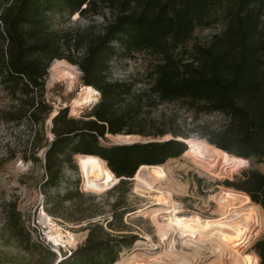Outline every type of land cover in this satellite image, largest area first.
<instances>
[{
    "label": "trees",
    "instance_id": "1",
    "mask_svg": "<svg viewBox=\"0 0 264 264\" xmlns=\"http://www.w3.org/2000/svg\"><path fill=\"white\" fill-rule=\"evenodd\" d=\"M53 13L68 20L79 15L87 23L56 29ZM219 22L222 31L207 44L190 43L197 28ZM142 51L157 57L149 92L159 102L182 100L189 110L218 113L224 117L223 127L208 132L203 127L201 138L178 139L173 131L172 138L162 141L101 144L107 132L146 134L143 128L134 129L139 122L131 115V107L112 111L135 95L134 83L108 78L113 58L121 54L131 58ZM56 60L77 65L84 85L96 87L101 99L87 119L69 117L68 107L59 110L52 117L53 137L48 141L46 122L54 108L46 97V77ZM0 85L10 98L1 117L17 124L29 122L39 133L41 139L33 145L35 160L46 147L45 187L59 185L64 165L78 168L74 156L90 162V186L102 182L109 187L117 180L121 184L135 177L143 165L184 155L189 150L187 140H205L236 161L262 163L264 0H7L0 9ZM240 175L224 180L223 185L264 205V172L248 169ZM65 198L71 200L72 193ZM44 210L55 219V209ZM129 212L125 207L107 225L85 220L89 232L84 243L61 255L57 264H115L122 249L137 237L115 235L108 228L115 229L117 217L121 221ZM118 228L123 230L125 225Z\"/></svg>",
    "mask_w": 264,
    "mask_h": 264
},
{
    "label": "rangeland",
    "instance_id": "2",
    "mask_svg": "<svg viewBox=\"0 0 264 264\" xmlns=\"http://www.w3.org/2000/svg\"><path fill=\"white\" fill-rule=\"evenodd\" d=\"M6 2L7 0H0V9ZM52 21L56 29H64L69 25L83 26L87 23V20L79 15H74L71 20H68L62 19L58 13L52 14ZM222 29L221 22L209 27L197 28L190 43L199 42L205 45L214 35L220 34ZM156 60L157 57L153 54L142 51L131 58L122 54L118 55L110 62L108 76L110 81L123 80L134 83L135 95L113 106L112 111L120 112L131 107V115L139 122L134 124V129L143 128L146 132V134H133L138 137L136 141L170 139L173 131L178 132L180 137L178 139L201 138L200 133L203 127L207 129V132L219 131L223 127L224 117L218 113L189 110L182 100L172 103L159 102L149 92L152 83L150 73ZM74 66L77 69L78 78L72 88H69L66 80L54 79L53 73L48 69L46 97L54 110L65 108L63 103H70L76 97L80 87L84 85L83 72L77 65L74 64ZM100 99L101 93L93 102L83 106L77 115L72 114L71 108L67 106L68 116L76 119L89 118L91 109ZM8 105H10V98L0 85V264H55L61 255L68 253L69 249H76L84 243L89 232L85 220L93 218V221H101L107 225L103 219L112 215L115 217L116 214L120 215L125 207L131 212L124 214L121 221L117 217L115 229L108 228L115 235L121 233L137 237L130 247L122 249V255L133 250L139 243H146L148 245L146 249L158 247L161 250L165 240L152 220L153 214H137L134 213L135 211L146 206H155L156 198L170 196L173 203H180V206L182 204L183 212H185L182 216L199 215L201 218L218 219L227 212L217 204L216 198L219 192L227 190L225 188L235 190L224 186V180H236L240 178L242 171L248 169L264 172V162L236 161L230 157V163L220 162L215 169H212L204 160L193 161L192 158H185L180 154L176 158H167L164 163L141 166L135 177L121 184H118L119 180H117L113 183L114 186L118 184L115 187H111L113 184L104 187L102 182H96L90 186V162L75 159L74 156V164L78 168L64 165L59 185L45 187L44 183L48 178L45 168L46 147L38 151V158L35 160L33 145L36 139H41V136L32 129L29 122L17 124L4 120L1 113ZM49 120L46 122V136L48 141H51L53 133L50 130L52 124L50 125ZM163 121L165 124H162ZM162 130L167 131L163 136L158 134ZM114 135L107 132L100 138L101 144L108 146L119 143L120 141L111 137ZM204 142L208 144L205 140ZM163 165L169 169V172L166 173V170L164 172L168 175L167 178L172 179L175 184L182 185L184 193L173 191L172 185L167 186L164 178L162 183L154 188L155 190H151L152 186L149 184L144 185L145 177H141V169ZM81 181H83L84 189L81 188ZM143 186L147 187L146 192H143ZM159 188L161 191L158 190ZM69 193L73 195L71 200L65 198ZM256 204L260 205L264 213V205ZM44 207L53 208L56 211L57 216H53L55 219L50 217L52 225H47L42 220ZM162 207L167 206L165 204L155 206V208ZM164 215L156 217L157 224L164 223ZM121 225H125V228L118 230ZM52 228H56V232L61 234L63 243L56 244L44 240V233L48 238ZM71 239H74V242H70ZM173 240L177 247H180L181 240L176 235ZM203 252L202 256H205L203 260L206 262L214 258L207 250ZM236 252L241 257V263L238 264H264V229L258 234L257 239H248L239 244Z\"/></svg>",
    "mask_w": 264,
    "mask_h": 264
},
{
    "label": "bare ground",
    "instance_id": "3",
    "mask_svg": "<svg viewBox=\"0 0 264 264\" xmlns=\"http://www.w3.org/2000/svg\"><path fill=\"white\" fill-rule=\"evenodd\" d=\"M49 70L53 73L56 80H66L69 88H72L77 80V69L64 60H56L52 63ZM50 72V73H51ZM100 93L92 86L82 85L78 93L70 103H63V106L71 108V113L77 115L80 109L93 102ZM64 108V107H63ZM57 109L51 114L49 123H52V117L56 116ZM120 142H134L138 137L129 135L111 136ZM119 142V143H120ZM189 150L183 157L192 158L193 161L204 160L215 169L220 162L230 163L231 159L224 151L219 148L206 144L203 140H187ZM198 162V163H199ZM169 172L165 165L157 167H145L141 169V177H145V184L152 186L151 190L161 184L162 179L167 186L172 185V190L176 193H184L183 186L179 183L175 184L172 179L167 178ZM164 176H161V175ZM175 182V181H174ZM149 186V187H150ZM147 187L143 186V192ZM165 189V187H164ZM155 190V189H154ZM158 190L161 191L159 188ZM216 201L223 210L227 212L221 218L208 219L201 218L199 215L182 216L177 209L182 208L180 205L176 207L172 198L160 197L156 198L155 206L165 204V207L155 208V206H146L138 209L134 213L148 214L152 213V220L158 230L163 234L165 242L158 247L146 249V243H139L130 252L121 256L115 264H238L241 263V257L236 252V248L242 242L248 239H257L258 234L264 229V213L259 205H255L241 193L221 190ZM167 204H171L170 206ZM43 210V209H42ZM136 214V215H137ZM165 214L163 224H157L156 217ZM42 220L47 225H52L51 218L42 211ZM54 226V225H53ZM181 240L180 247H177L173 238ZM74 237V236H73ZM48 240L56 244L63 243V237L56 232V228L48 234ZM168 241V242H167ZM70 242H74L71 239ZM73 245V243H72ZM151 246V245H150ZM204 250L212 253L214 256L211 261L203 260Z\"/></svg>",
    "mask_w": 264,
    "mask_h": 264
},
{
    "label": "built area",
    "instance_id": "4",
    "mask_svg": "<svg viewBox=\"0 0 264 264\" xmlns=\"http://www.w3.org/2000/svg\"><path fill=\"white\" fill-rule=\"evenodd\" d=\"M175 203H176V202H175ZM179 204H180V203H176V207H178ZM181 207H182V204H181ZM42 209H43V207H42ZM177 210L180 211L179 214H184V213H185V212H183V207H182V208L178 207ZM110 218H111V217H108V218H106V219H103L104 222H105V224L107 223L108 219H110ZM43 238H44V240H46V242H49V240H48V238H47V236H46V233H44V237H43ZM68 252L70 253V252H71V249H69ZM59 254H60V253H59Z\"/></svg>",
    "mask_w": 264,
    "mask_h": 264
},
{
    "label": "water",
    "instance_id": "5",
    "mask_svg": "<svg viewBox=\"0 0 264 264\" xmlns=\"http://www.w3.org/2000/svg\"><path fill=\"white\" fill-rule=\"evenodd\" d=\"M62 108H59L58 110H57V112L59 111V110H61ZM152 141H157V140H152ZM158 141H162V140H158ZM135 142H139V141H135ZM132 143H134V142H132ZM114 144H128L127 142H122V143H114ZM59 260H60V258L58 259V261L55 263V264H57L58 262H59Z\"/></svg>",
    "mask_w": 264,
    "mask_h": 264
}]
</instances>
